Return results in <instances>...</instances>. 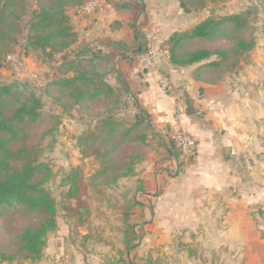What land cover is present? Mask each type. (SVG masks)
I'll return each instance as SVG.
<instances>
[{"label":"crops","instance_id":"obj_1","mask_svg":"<svg viewBox=\"0 0 264 264\" xmlns=\"http://www.w3.org/2000/svg\"><path fill=\"white\" fill-rule=\"evenodd\" d=\"M253 5L254 47L215 84L196 80V65H171L161 47L204 20V10L185 13L179 0H90L67 12L78 36L74 47L115 56L136 99L133 107L148 114L153 134L162 138L140 167L145 191L133 207V223L140 228V221H149L156 235H205L216 256L228 252L236 261L242 249L245 264L253 259L255 234L264 235V0ZM180 133L196 142L190 159L175 158L166 147ZM204 264L222 263L217 257Z\"/></svg>","mask_w":264,"mask_h":264},{"label":"trees","instance_id":"obj_2","mask_svg":"<svg viewBox=\"0 0 264 264\" xmlns=\"http://www.w3.org/2000/svg\"><path fill=\"white\" fill-rule=\"evenodd\" d=\"M35 1L37 10L29 20L23 50L41 51L51 59L77 43L78 36L71 25L68 9L82 8L90 0ZM205 3V0H181L180 7L190 13L203 9ZM25 12L24 0H0V69L18 42L20 21ZM255 20L252 9L209 16L190 30L173 33L161 47L166 49L171 65H196L194 78L215 84L226 72L237 69L243 56L254 47ZM135 39L140 41L138 33ZM71 55L58 65L59 77L45 84L44 93L64 111L77 108L94 120V127L81 136L78 143L92 147L95 157L100 159L101 166L93 180L103 179L106 184H115L119 178L134 175L137 149L145 145L148 138L144 131L153 132L149 116L137 108L139 112L131 124L115 119V113L127 105L106 80L111 75L121 78L112 53L82 44ZM57 123L56 117L43 111V102L31 86L0 85V264L17 258L39 261L48 234L57 229V203L45 187L52 178V170L38 160L37 142L33 140L34 136L40 138L47 131L53 132L52 125ZM172 146L168 150L178 158L179 151ZM66 180L69 189L65 199L77 202L75 208L67 209L83 223L81 210L87 216L89 212L80 200L77 174L71 171ZM128 218L125 210L126 253L132 250L136 240Z\"/></svg>","mask_w":264,"mask_h":264},{"label":"rangeland","instance_id":"obj_3","mask_svg":"<svg viewBox=\"0 0 264 264\" xmlns=\"http://www.w3.org/2000/svg\"><path fill=\"white\" fill-rule=\"evenodd\" d=\"M24 1L26 12L20 21L21 33L13 53L7 55L3 68L0 69V85L28 84L41 98L43 111L58 119V123L52 125L53 132L47 131L40 138L34 136L33 139L37 142L35 148L38 150V160L46 163L52 170V178L45 184V187L57 203V229L48 234L42 258L39 261L30 262L17 258L12 262L2 264H189L191 260L195 261V264H204L217 257L222 264H229V260L232 261L231 264H245V252L242 249L237 250L236 261L233 257H228V252H221L216 256L215 252L205 245V235L192 236L193 238L184 233L156 235L153 230H150L149 221H140V228L133 223V207L138 197L145 191L139 170L140 167L145 168L151 152L163 145L161 136H155L150 130L144 131L148 134V138L145 145L137 149L138 158L133 176L119 178L115 184H106L102 181L103 179L93 180V175L100 169V159L95 157L92 147L80 146L78 139L94 127V120L80 113L77 108L64 111L58 102L44 93L45 84L59 77L58 65L65 58L72 57L71 53L75 45L65 52L54 54L51 59L41 51L31 49L24 51L23 44L29 20L37 10L35 0ZM205 1L203 9L191 12L197 13L204 10V15L207 17L225 16L223 15L225 9L231 5L237 9H244V11L254 10L256 18L257 11L253 4L261 2V0ZM146 48L148 49L147 45H144L145 50ZM118 62L116 69L120 64ZM106 80L117 89L122 102L127 105V107L122 106L115 113V119L131 124L139 111L133 107L136 99L129 92L127 82L123 75L120 79L111 75L106 77ZM38 132L40 133L41 130ZM166 142V147L173 145V149L177 150L172 140ZM71 171L77 174L78 185L76 186L79 187L80 200L85 203L89 212L87 216L84 210H81L83 223L79 222L78 216L67 209L77 206L75 200L65 199V194L69 189L66 177ZM145 171L146 169L141 170V172ZM162 192L161 187L157 188L154 193L159 195ZM128 206L130 209H127ZM125 210L129 216L128 223L133 225L136 238L132 250L128 253L125 251L123 235L125 229L123 212ZM262 240H264V235L255 234L253 259L248 263L264 264L262 257L264 251L261 250ZM241 246L240 243L239 248Z\"/></svg>","mask_w":264,"mask_h":264},{"label":"built area","instance_id":"obj_4","mask_svg":"<svg viewBox=\"0 0 264 264\" xmlns=\"http://www.w3.org/2000/svg\"><path fill=\"white\" fill-rule=\"evenodd\" d=\"M164 87H167L164 85ZM175 148L179 151L180 155L186 159L194 157L196 153V142L195 140L183 133L176 135L173 139Z\"/></svg>","mask_w":264,"mask_h":264},{"label":"water","instance_id":"obj_5","mask_svg":"<svg viewBox=\"0 0 264 264\" xmlns=\"http://www.w3.org/2000/svg\"><path fill=\"white\" fill-rule=\"evenodd\" d=\"M190 113V112H189Z\"/></svg>","mask_w":264,"mask_h":264}]
</instances>
